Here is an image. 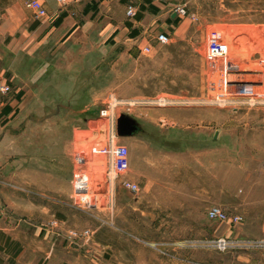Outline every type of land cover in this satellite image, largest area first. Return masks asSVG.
I'll use <instances>...</instances> for the list:
<instances>
[{
  "label": "rangeland",
  "instance_id": "obj_1",
  "mask_svg": "<svg viewBox=\"0 0 264 264\" xmlns=\"http://www.w3.org/2000/svg\"><path fill=\"white\" fill-rule=\"evenodd\" d=\"M25 2L0 0V21L33 14ZM171 3L186 9L172 25L116 29L80 53L24 48L22 28L0 36L23 94L0 134V211L46 204L64 245L90 229L69 243L80 264H264V0ZM109 7L111 24L128 22L120 0ZM116 100L135 104L98 115ZM212 205L240 219L210 220Z\"/></svg>",
  "mask_w": 264,
  "mask_h": 264
},
{
  "label": "crops",
  "instance_id": "obj_2",
  "mask_svg": "<svg viewBox=\"0 0 264 264\" xmlns=\"http://www.w3.org/2000/svg\"><path fill=\"white\" fill-rule=\"evenodd\" d=\"M39 1L46 10L44 17L36 19L29 11L22 17L15 12L4 14L0 21V36L11 37L22 28L21 37L18 40L22 41L24 48L36 47L48 51L50 55H56L61 48L65 47L74 49L77 53H80L81 49H93L96 38L104 41L105 37L116 29H120L122 33H128L133 29H137L138 34L146 31L151 33L154 29H162L174 22L170 11V6L173 5L172 0H168L161 6L152 1L151 6L158 8L156 13L146 9L142 11L141 19L130 18L128 22L120 24L110 23L109 2L112 0H66L64 3H59L57 0ZM120 1L122 5L127 6L132 0ZM18 4L21 5L19 2ZM140 5L147 7L149 3L139 0L136 5H133L136 12ZM85 6H94V9L90 8L84 13ZM160 16H163L162 22H159ZM138 36L140 35L130 39ZM1 44L0 82H9L10 80L4 74L8 67L3 59L11 51V42ZM19 93L18 89H14L10 96H4L0 100V134L4 126L9 123L4 120L9 119L15 112V108L22 102L23 94L18 96ZM54 191L62 192L57 188ZM11 200L13 201L14 197ZM21 200L29 202V206L23 212L16 211L14 207L0 211V264H80L81 256L71 248L70 242L63 244L60 235L61 227L50 226L53 220L63 225L65 221L62 216L58 213H55L56 217H53L54 214L48 215L49 209L44 203L36 204L25 198ZM87 257L86 254L82 255V258ZM98 263L101 261L99 260Z\"/></svg>",
  "mask_w": 264,
  "mask_h": 264
},
{
  "label": "built area",
  "instance_id": "obj_3",
  "mask_svg": "<svg viewBox=\"0 0 264 264\" xmlns=\"http://www.w3.org/2000/svg\"><path fill=\"white\" fill-rule=\"evenodd\" d=\"M59 3H64L66 0H57ZM25 7L27 9H30L33 11V15L36 19H40L46 15V10L44 8V5L42 4L41 1L39 0H26L25 2ZM126 16L129 18H133L136 13V9L133 5L129 4L126 6ZM172 13L175 14V16H183L186 13V9L184 5H177L174 7L172 10ZM156 41L158 43H167L168 42V35L166 33L160 32L159 34L156 35ZM149 47L145 46L143 48L144 51L148 52ZM12 92V87L8 82H0V100L4 97L7 96ZM164 101V100H163ZM121 103L124 105L132 106L135 104V101H129V100H122V101H113V103L103 106L100 110L98 115L102 118H109L112 115L113 112V107L116 106V104ZM114 133L112 132L111 138L113 141L114 138ZM106 178L107 180L111 183V186H114L113 184L116 182L118 178V173L117 170L114 166L113 163L108 167L106 171ZM122 185L130 192V193H137L139 190L138 184L129 180H124L121 182ZM206 215L208 219L210 220H215V221H225V220H230L231 222L236 223L240 217L237 215H234L232 217H228L226 212L217 205H212L206 210ZM50 226L52 227H57L58 223L56 220H53L50 223ZM92 232L90 229L85 228L81 231H77L75 229H69L67 231V241L68 242H73L74 240H79V239H87L91 236ZM218 245L225 246V241L220 240L218 241Z\"/></svg>",
  "mask_w": 264,
  "mask_h": 264
},
{
  "label": "trees",
  "instance_id": "obj_4",
  "mask_svg": "<svg viewBox=\"0 0 264 264\" xmlns=\"http://www.w3.org/2000/svg\"><path fill=\"white\" fill-rule=\"evenodd\" d=\"M147 3H149V5L146 7V6H144V5H140L139 6V9H138V11L135 13V16H134V18L136 19V20H139V19H141V17H142V11H144V10H148V11H150V12H152V13H156L157 11H158V8L157 7H153V6H151V0H145ZM94 9V6H85V8H84V13L85 12H87L88 11V9ZM176 20V18H174V21ZM128 25H130V23H128ZM130 34H131V36L132 37H135V36H137L138 35V30L137 29H133V30H131V32H130ZM20 95V93L18 94V96Z\"/></svg>",
  "mask_w": 264,
  "mask_h": 264
},
{
  "label": "water",
  "instance_id": "obj_5",
  "mask_svg": "<svg viewBox=\"0 0 264 264\" xmlns=\"http://www.w3.org/2000/svg\"><path fill=\"white\" fill-rule=\"evenodd\" d=\"M172 16L174 17V16H175V14H172Z\"/></svg>",
  "mask_w": 264,
  "mask_h": 264
}]
</instances>
